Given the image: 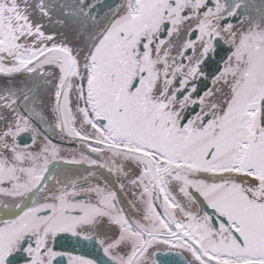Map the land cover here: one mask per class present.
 I'll use <instances>...</instances> for the list:
<instances>
[{
	"label": "flooded vegetation",
	"instance_id": "flooded-vegetation-1",
	"mask_svg": "<svg viewBox=\"0 0 264 264\" xmlns=\"http://www.w3.org/2000/svg\"><path fill=\"white\" fill-rule=\"evenodd\" d=\"M0 34V264H264V0H0Z\"/></svg>",
	"mask_w": 264,
	"mask_h": 264
},
{
	"label": "rangeland",
	"instance_id": "rangeland-1",
	"mask_svg": "<svg viewBox=\"0 0 264 264\" xmlns=\"http://www.w3.org/2000/svg\"><path fill=\"white\" fill-rule=\"evenodd\" d=\"M2 38H3V36H2ZM10 38H14V37H11L9 34H7V37L5 39H10ZM15 38L18 39V37H15ZM22 74H20V75H22ZM15 77H17V76H15ZM207 144L208 143L206 141L202 142L201 144H199V143L198 144H193L194 146H192V149L193 150H197L201 160L200 159H196L197 162L196 163H192L191 164V168L209 167V165L206 166L205 163H204V162H206L205 153L208 150ZM196 146H198V147H196ZM76 161L77 160L73 159V161H72L71 159H68V158L66 159L65 158V160L63 161V167L72 168V167L80 166L79 164H77L79 162H76ZM186 166L187 165H178V164H176L177 169H185ZM199 171L200 170H198V171L194 170L193 172H199ZM203 191H204L203 193H205V195L209 199V201H214L216 203V205L218 206V208H219V181L216 182L214 180V181L209 182L208 185L203 187ZM52 197L53 198H49V201L46 202L45 204L41 205V206L34 207V208L31 207L30 209H31L32 214L34 215L35 214L34 212L36 210L42 209V208H46V207L51 208L53 210V212H56L57 210H60V204L59 203L56 204L54 202V200H56V198H55L56 196H52ZM182 199L185 201L183 203V205H182ZM194 204H195V202L188 195H185V196L181 197V207H179V209H181L182 207H183L182 210H184V209L188 210V209L191 208V210H193V211H191V213H190V219H196V217H197V207ZM188 206H190V208ZM193 207H195L196 209H194ZM17 210H18V208L15 211H17ZM249 210H251V209H249Z\"/></svg>",
	"mask_w": 264,
	"mask_h": 264
},
{
	"label": "water",
	"instance_id": "water-1",
	"mask_svg": "<svg viewBox=\"0 0 264 264\" xmlns=\"http://www.w3.org/2000/svg\"><path fill=\"white\" fill-rule=\"evenodd\" d=\"M193 194H194L196 200L198 201V203L200 204L201 207L209 208V209H212V210L216 211L212 206H210V205H208V204L206 203L205 199L201 196V194H200L199 192L195 191V192H193ZM216 213H217V211H216ZM225 219H226V218H225ZM231 225H232V227H233L235 230H237V226H236L235 224L231 223ZM234 229H233V230H234Z\"/></svg>",
	"mask_w": 264,
	"mask_h": 264
}]
</instances>
